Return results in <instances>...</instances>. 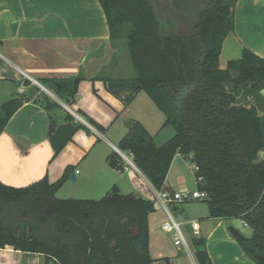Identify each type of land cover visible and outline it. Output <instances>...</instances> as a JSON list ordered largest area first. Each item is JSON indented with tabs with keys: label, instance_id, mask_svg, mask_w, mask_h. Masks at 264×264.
I'll use <instances>...</instances> for the list:
<instances>
[{
	"label": "trees",
	"instance_id": "16d2710c",
	"mask_svg": "<svg viewBox=\"0 0 264 264\" xmlns=\"http://www.w3.org/2000/svg\"><path fill=\"white\" fill-rule=\"evenodd\" d=\"M237 1L209 0L197 34L184 37L163 29L150 0H99L111 43H125L135 75L98 78L113 94L129 90L120 97L126 105L144 91L164 113V125L174 128V136L158 146L145 126L134 121L119 143L152 186L174 192L166 179L175 156L191 159L198 190L208 193L209 217L241 219L253 230L239 240L242 249L256 264H264V57L244 48L241 58L220 66L224 40L235 30ZM83 78L80 74L39 82L66 93V104L72 105ZM6 82L12 86L10 94ZM0 98V134L25 103L46 110L56 123L49 133L52 158L78 130L90 132L28 78L0 79ZM78 112L94 128L105 130ZM107 163L118 170L125 164L115 151ZM72 170L67 167L54 183L48 176L23 187L0 181V250L12 246L41 253L46 264H155L149 250L154 201L123 194L117 187L100 199L57 197ZM191 244L198 264H213L205 238L192 237ZM162 260L171 264L168 257Z\"/></svg>",
	"mask_w": 264,
	"mask_h": 264
},
{
	"label": "crops",
	"instance_id": "0c3cea01",
	"mask_svg": "<svg viewBox=\"0 0 264 264\" xmlns=\"http://www.w3.org/2000/svg\"><path fill=\"white\" fill-rule=\"evenodd\" d=\"M0 43V79L25 77L38 85L40 79L83 75L77 100L72 105L66 104L67 94L59 92L53 84H40L53 100L90 129V132L85 128L78 130L63 150L52 158L50 117L41 106L25 103L0 134V181L23 187L48 176L54 183L67 167L73 166L70 175L75 172L76 181H71L69 176L56 193L57 196L66 185L73 184L70 187L72 195L59 198L95 199L96 195H106L114 187L123 193L122 185L127 178L135 189L129 193L152 199L138 192L143 187L149 189L152 186L140 170L124 159L122 170L112 168L107 163V156L113 151L126 154L119 148V143L130 130L125 126L128 120L142 123L155 137L158 146L171 139L175 130L171 125H164V113L144 91L138 92L126 105L120 98L124 96L108 91L104 81L98 78L105 74L113 76L119 57V47L111 43L106 14L99 0H0ZM244 48L264 57V0L237 1L235 30L224 40L221 68H225L229 60L241 58ZM3 85L8 94L12 93L9 83ZM78 111L94 119L105 130L94 128ZM178 155L181 154L175 158ZM166 184L173 189L167 179ZM171 208L176 219L183 223L185 233L190 235V242L194 237L191 223L194 220L200 222L199 237L205 238L213 264H256L228 230L229 226H234L245 237L251 236L253 230L241 219L211 218L209 208L188 215L181 203H173ZM159 211H162L163 218L152 226ZM166 220L165 211L158 207L149 216L150 235L152 229L155 232L149 241V250L154 249L157 253L151 257L157 260L155 264H166L162 260L166 257L171 264L176 261L189 264L184 259V251L178 247L171 255L166 254V234L169 233L162 229ZM192 260L193 264H198L194 249ZM0 264H46V261L44 254L6 246L0 250Z\"/></svg>",
	"mask_w": 264,
	"mask_h": 264
},
{
	"label": "rangeland",
	"instance_id": "374dc122",
	"mask_svg": "<svg viewBox=\"0 0 264 264\" xmlns=\"http://www.w3.org/2000/svg\"><path fill=\"white\" fill-rule=\"evenodd\" d=\"M162 0H159L158 3L160 4ZM150 2H152V4H155L154 0H150ZM155 8V7H154ZM119 47V57H118V62H117V66H115V71L113 72V76L116 77H133L135 75V70L133 68L132 62H131V58H130V54H129V50L127 48V46L125 45L124 42H120L118 44ZM54 94L55 97H59L58 94L56 92H52ZM1 99V98H0ZM2 100H0L1 102ZM126 153V152H125ZM129 157L130 154L126 153ZM261 157H263V155L261 154ZM132 159V157H131ZM195 165L193 164V162L191 161V159L186 158L183 155H178L173 163L172 166L169 170L168 176H167V182H170L172 184V187L174 190H176L177 192H191V191H197L198 190V186H197V178L195 175ZM124 186L123 188V193H129V192H134L135 189H133V187L130 185V182L127 178H125V181L123 183ZM71 185L73 184H68L66 185L62 190H60L58 192V196H71L72 195V190H71ZM137 192V191H135ZM138 192L142 195L151 197V192L147 187H143L140 190H138ZM71 194V195H70ZM105 194L102 195H96L97 197L95 199H100L104 196ZM182 207L184 208L185 214H198V213H202L204 211L208 210V204L205 200L200 199V200H194V201H189V202H185L182 204ZM157 217V221H152V226H155L157 224H159V222L161 221V219L163 218V213L162 211H159L158 214L156 215ZM242 229H245L242 226ZM154 231L152 229V235H150V240L151 238H153L154 236ZM189 242H190V235L186 234ZM166 238H167V249L165 250L166 254H172L173 252L176 251L177 246L174 244L173 242V236L172 234H166ZM191 243V242H190ZM184 251V250H182ZM185 253V260L188 261L189 264H193V260H192V255H193V246L191 245L190 248V253L184 251ZM157 253L154 249L150 250V255L151 256H155ZM180 261H176V263H179ZM182 262V261H181ZM179 264H184V263H179Z\"/></svg>",
	"mask_w": 264,
	"mask_h": 264
},
{
	"label": "built area",
	"instance_id": "2783aa9c",
	"mask_svg": "<svg viewBox=\"0 0 264 264\" xmlns=\"http://www.w3.org/2000/svg\"><path fill=\"white\" fill-rule=\"evenodd\" d=\"M0 47H1V43H0ZM77 117L82 120L80 116L77 115ZM121 155L126 162L131 164L134 168L138 169L137 166L132 161L131 157H129L124 153H122ZM149 190L151 192V198L154 201L155 207L162 208L167 215V220L163 223L162 229L165 232L172 234L173 242L179 249H182L190 253L191 244L183 229V223L176 219L173 210L171 208V204L174 202L185 203L200 199L205 200L208 198V193L199 190L191 191V192H177V191L170 192L166 190H157L153 186H150ZM191 226L193 229V236L199 237L200 222L194 220L192 221Z\"/></svg>",
	"mask_w": 264,
	"mask_h": 264
},
{
	"label": "flooded vegetation",
	"instance_id": "af4514ba",
	"mask_svg": "<svg viewBox=\"0 0 264 264\" xmlns=\"http://www.w3.org/2000/svg\"><path fill=\"white\" fill-rule=\"evenodd\" d=\"M158 1L151 4L162 20L163 29L184 37L197 34L198 24L209 8V0H162L160 4Z\"/></svg>",
	"mask_w": 264,
	"mask_h": 264
},
{
	"label": "water",
	"instance_id": "95a60500",
	"mask_svg": "<svg viewBox=\"0 0 264 264\" xmlns=\"http://www.w3.org/2000/svg\"><path fill=\"white\" fill-rule=\"evenodd\" d=\"M38 85L40 87H42L43 90H45V88L40 83ZM128 93H129V91L127 89H125V88H121V89L116 90V94L119 95V96H126ZM133 124H134V121H132V120H128V121L125 122V126L128 127L129 129L132 128ZM55 126H56V123L55 122H52L50 124L49 133H51L53 131V129L55 128ZM76 179H77V176H76V173L74 172V173H72L70 175V180L73 181V182H75ZM228 230L230 231V233L237 240H242V239L245 238V236L242 235L241 232L238 229H236L234 226H229Z\"/></svg>",
	"mask_w": 264,
	"mask_h": 264
}]
</instances>
